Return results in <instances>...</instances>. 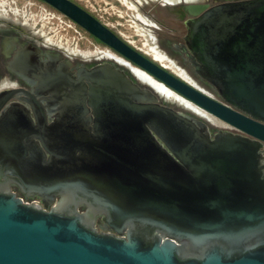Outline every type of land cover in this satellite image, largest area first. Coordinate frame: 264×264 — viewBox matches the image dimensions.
<instances>
[{
    "label": "water",
    "instance_id": "1",
    "mask_svg": "<svg viewBox=\"0 0 264 264\" xmlns=\"http://www.w3.org/2000/svg\"><path fill=\"white\" fill-rule=\"evenodd\" d=\"M39 1L244 136L211 138L213 124L204 115L156 103L161 94L140 89L114 67L91 70L82 98L98 120L124 130L118 138L139 160L151 161L156 149L159 161L172 155L189 174L175 181L165 165L163 174L147 165L142 182L118 189L97 184L103 200H118L112 218L129 223L123 236L97 233L91 215L47 212L0 195V264H264V0L222 4L186 23L198 74L221 102L131 48L70 0Z\"/></svg>",
    "mask_w": 264,
    "mask_h": 264
},
{
    "label": "flooded vegetation",
    "instance_id": "2",
    "mask_svg": "<svg viewBox=\"0 0 264 264\" xmlns=\"http://www.w3.org/2000/svg\"><path fill=\"white\" fill-rule=\"evenodd\" d=\"M132 1L152 22L150 34L141 46L154 47L166 62L192 76L212 94L210 97L221 102L215 88L198 74L200 64L186 42V23L209 8L244 0H158L149 6L146 0ZM74 4L131 48L160 64L121 35L118 31L121 28H117L121 23L115 21L114 15L121 19L123 16L113 10L102 11L99 2H94L90 10ZM192 7L205 9L190 16L186 10ZM104 18L115 21L116 28L105 23ZM44 36L0 20V195H13L22 203L47 212L70 215L73 210L91 215V228L97 233L119 236V231L123 236L129 230V223L119 224L112 218L118 214L119 202L114 195L103 200L97 184L106 181L118 189L131 182H142L145 177L141 175L147 173V165L150 171L161 174L165 165L164 173H170L175 181L180 174H189V170L172 155L171 161H159L156 149L151 152L154 158L151 161L139 160L136 153L121 144L125 142V138H118L122 130L117 125L99 121L87 102H83V86L88 87L86 74L100 66L114 67L140 89L155 95L149 85L134 74V69L143 72L140 68L91 35L128 66L103 56V51L82 54L62 45L56 47L44 41ZM156 103L173 109L176 106L164 97L157 98ZM208 130L211 138L218 132L244 136L228 125L216 128L213 124ZM86 173L95 176L86 177Z\"/></svg>",
    "mask_w": 264,
    "mask_h": 264
},
{
    "label": "rangeland",
    "instance_id": "3",
    "mask_svg": "<svg viewBox=\"0 0 264 264\" xmlns=\"http://www.w3.org/2000/svg\"><path fill=\"white\" fill-rule=\"evenodd\" d=\"M71 1L83 5L89 10L92 9L91 5H93L94 2H99L103 7L102 11H106L107 9L111 12L113 10L115 14L123 16V19H121L117 15H114L115 21L121 23V27H117L121 28L118 31L125 39H129L131 42H133L134 45L139 48H142L144 51H147L148 47H143L141 46V44L145 43L144 39H147V35L150 34L149 27L152 25V22L148 20L149 18L145 14L141 13L136 8V4L132 0ZM146 1L148 2L149 6L154 1L158 0ZM58 14V11L39 0H0V16L8 17L12 20H17L20 23H26L27 26H29L30 28V32H38L39 34H44V37L47 38L48 41L56 47L62 45L73 51L78 50L82 54H95V51L111 53L109 49H107L101 43L95 41L84 30L80 29L78 26L68 21L67 18L63 19L64 23L62 25L57 23L55 19L51 18V15L58 16ZM103 16L105 17L106 15ZM104 21L109 25L112 24L116 28L115 21L107 20L106 18H104ZM67 25H71L74 29H76L77 34L73 31V29L67 28ZM173 69L177 68H174L173 66ZM172 72L187 83H189L190 85L196 87L197 89L203 91L208 95H212L189 74L181 70H178L177 72L173 70ZM190 104L195 107L192 103ZM176 109L178 111H182V109L180 108ZM197 109L201 111L202 115H204L208 120H210V122H216L217 125L214 124L216 128H220L221 126H227L225 123L205 113L199 108Z\"/></svg>",
    "mask_w": 264,
    "mask_h": 264
},
{
    "label": "bare ground",
    "instance_id": "4",
    "mask_svg": "<svg viewBox=\"0 0 264 264\" xmlns=\"http://www.w3.org/2000/svg\"><path fill=\"white\" fill-rule=\"evenodd\" d=\"M0 20L4 21V22H7V23H10V24H12L14 26L20 27L24 31H30V28H29V26H27L26 23H20L17 20H12V19H10L8 17H3V16H0ZM33 34H35V33H33ZM36 35H37V33H36ZM40 36L38 35V37H40ZM44 41H48V39L45 38ZM147 49H148L147 53L152 58H154V60H156L157 62L162 64L165 68H167L169 70H172V71L174 70L175 72L178 71L177 69H173V65L171 63L166 62V59L164 58V56L162 54H160L154 47L150 46ZM102 55L106 56L107 58H114L120 64H124V65L128 66V64L124 60H122L121 58H118L117 56H115L113 54L105 52V53H102ZM133 72L141 81H143L144 83H146L149 86H151L153 88V90L157 91L159 94H161L164 98H166L170 102H173L174 104H176L179 107H182V108H184L186 110H190V111H192L193 113H196L199 116H203L201 111H199L197 108L193 107L189 102H187L186 100H184L180 96L176 95L174 92H172L171 90H169L168 88H166L162 84L154 81L153 78L148 76L146 73L141 72V71L136 70V69H134ZM211 122L213 124L217 125L216 122H213V121H211Z\"/></svg>",
    "mask_w": 264,
    "mask_h": 264
},
{
    "label": "built area",
    "instance_id": "5",
    "mask_svg": "<svg viewBox=\"0 0 264 264\" xmlns=\"http://www.w3.org/2000/svg\"><path fill=\"white\" fill-rule=\"evenodd\" d=\"M51 18L52 19H55L57 21V23L59 24H63V19L66 18L64 15H62L61 13L58 14V16H55V15H51ZM68 21L72 22L71 20L68 19ZM74 24V22H72ZM67 28L69 29H73V31L77 34V30L74 29L71 25H67Z\"/></svg>",
    "mask_w": 264,
    "mask_h": 264
}]
</instances>
